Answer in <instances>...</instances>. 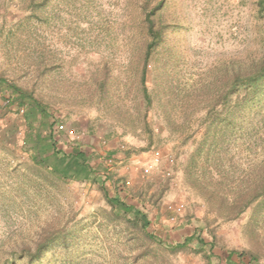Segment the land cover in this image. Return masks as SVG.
I'll return each instance as SVG.
<instances>
[{"label":"rangeland","instance_id":"1","mask_svg":"<svg viewBox=\"0 0 264 264\" xmlns=\"http://www.w3.org/2000/svg\"><path fill=\"white\" fill-rule=\"evenodd\" d=\"M144 2L0 0V78L48 106L57 147L79 144L110 176L106 193L146 212L148 232L168 243L198 233L212 256L195 240H147L97 183L34 164L22 112L2 104L0 87V263L59 229L35 264H264V205L253 198L264 178V81L240 108L236 93L222 98L264 56L257 0H164L150 106ZM231 249L242 257L227 258Z\"/></svg>","mask_w":264,"mask_h":264},{"label":"trees","instance_id":"2","mask_svg":"<svg viewBox=\"0 0 264 264\" xmlns=\"http://www.w3.org/2000/svg\"><path fill=\"white\" fill-rule=\"evenodd\" d=\"M163 2L164 0H157L151 5L148 0H145L141 6L146 23V32L148 34L140 73L142 99L146 106H150L152 102L146 86L148 62L163 40L164 32V26H156L153 16L155 11L162 7ZM256 6L257 12L264 22V0H257ZM263 81L264 56L250 73H236L231 81V87H228L229 89L222 94V98L224 101L228 102L229 96L236 93V105L240 108L246 103L249 97L256 93L257 88L261 86ZM0 87H5L8 91V95L3 100L2 104L13 106L15 112H22V118L26 125L23 144L26 145V149L29 151L34 164L47 168L51 173L62 180H91L97 183L103 191L107 202L113 209L125 214H133L134 224L140 229L142 235L147 240L163 244L168 249L184 248L195 240V243L199 244V248L208 245L206 257L210 258L212 256V243H207L198 233H191L186 236L181 243H168L161 240L154 233L148 232L147 228L151 221L146 212L134 205L128 204L121 195H119V191H116L111 196L106 193L105 183L110 179V176H108L106 172H100L98 169L92 167L88 154L84 152L79 144L72 142L69 151L57 147L55 133L58 127V121L57 118L52 115L47 105L36 98L31 91L23 89L7 79L0 78ZM240 88L243 89L244 93H239ZM113 186H115V184H113ZM259 196H262L260 204L264 205V178L253 198L255 199ZM59 233V229L50 231L38 239L34 248L26 245L22 246L18 251L12 250V256L9 257L10 263L5 259L0 264H12L15 262V259L20 260L22 258H26V264H35L41 260L46 251V247L56 240ZM234 255L240 258L242 257V252H238L235 249L227 251V258L230 259ZM250 257L251 259L255 258L253 254H250Z\"/></svg>","mask_w":264,"mask_h":264}]
</instances>
